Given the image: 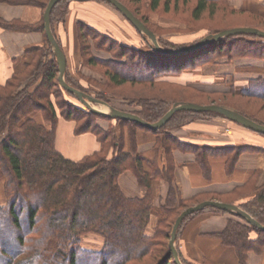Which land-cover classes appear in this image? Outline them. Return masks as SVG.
<instances>
[{
	"label": "trees",
	"instance_id": "trees-1",
	"mask_svg": "<svg viewBox=\"0 0 264 264\" xmlns=\"http://www.w3.org/2000/svg\"><path fill=\"white\" fill-rule=\"evenodd\" d=\"M49 1L0 0L10 5L40 7L43 15L38 24L28 25L15 20L8 22L0 18V28L12 31L25 28L40 31L46 42L44 47L28 51V54L34 55V59L26 63L23 73L15 74L5 85H0V136L6 135L0 143V182H5L6 197V205H0V264H177L170 248L175 222L185 209L206 200L238 205L264 225V185L255 187V176L226 197L206 194L192 200H182L173 185L176 170L173 151L176 149L194 153L206 176L211 172V159L220 156L225 158L227 170L231 173L235 170L240 155L245 151L254 150L245 146H187L168 133L169 130L201 119L225 118L224 116L217 113L181 111L163 128L151 130L135 122L99 115L69 100L56 102L60 108L58 112L56 103L52 101L53 93L60 92L61 97L63 94L77 97L65 90L59 81V65L45 30L44 13ZM73 1L75 0L60 1L52 12V28L58 41L56 25L66 21ZM91 1L114 7L104 0ZM120 1L157 36L150 22L140 15L139 11ZM136 2L139 3V0ZM179 2L180 0L148 1L152 11L163 9L174 13L179 12ZM228 2L229 0H196L191 19L200 22L206 12L213 14L221 8L233 17L245 16L264 23V16L249 10H237ZM183 3L189 5L191 0H183ZM130 24L132 25L131 22ZM235 27H256L264 30L262 25L235 24L213 29L210 34ZM137 32L142 34L138 30ZM143 36L148 41L149 38ZM90 37L94 41H100L101 46L110 43L109 50L119 53L114 60H100L89 56L84 61L89 66L101 65L106 68L104 75L108 88L119 89L125 85H138L151 89L143 95L124 97L132 107L126 111L155 123L175 104L215 103L264 124V119L255 113L230 103L218 102L214 98L208 103L193 99V96L210 98L221 95L264 101V79L251 80L249 87L239 92L231 85L229 93L221 94L202 91L183 80L191 74L199 73L205 66L217 63L218 60H264V38L251 34L228 37L202 50L173 56L157 51L150 43L149 50L145 52L135 48L127 49L124 41L115 34H106L96 28L80 25L79 40L84 44L83 58L91 55L90 51L86 50L87 39ZM157 38L161 45L169 50H180L189 46L179 44L175 40ZM124 57L127 58L126 62L118 60ZM66 81L70 86L94 98L111 103L104 94L96 93L93 89L86 90L88 86L76 85L67 77ZM157 86L162 87L155 93ZM165 87L185 94L164 93ZM60 116L77 124V135H95L101 143L100 151L80 161L64 157L56 148V130ZM97 119L113 121L116 125L104 130L97 124ZM139 130L156 135L157 150L164 148L166 157L161 169L157 167L158 159L147 161L144 156L138 154ZM127 139L130 140L131 151L126 150ZM148 165L152 167V171L147 169ZM126 171L134 172L140 184L148 189L144 198L125 196L119 184V177ZM158 179H165L171 184L166 203L160 208L154 205L151 191L152 183ZM242 197H247L248 201L240 203ZM27 200L32 203L24 205ZM209 211L228 213L209 208L187 217L179 229L178 240L183 228L191 219ZM11 233H17L14 248L5 247L4 243H1L6 235ZM90 234L103 238L104 243L100 251L82 246V238ZM216 237L225 246L236 250L240 264H248L250 252H264V231L239 220H230L225 231ZM181 259L184 264H188ZM201 264L211 263L205 261Z\"/></svg>",
	"mask_w": 264,
	"mask_h": 264
},
{
	"label": "crops",
	"instance_id": "crops-1",
	"mask_svg": "<svg viewBox=\"0 0 264 264\" xmlns=\"http://www.w3.org/2000/svg\"><path fill=\"white\" fill-rule=\"evenodd\" d=\"M232 2L238 9L244 7L246 10L256 11L258 9L254 5H257L264 10V0H232ZM42 15V9L38 6L10 5L0 2V18L8 22L15 20L36 25L41 21ZM117 17L120 18L119 14L104 3L91 0L72 2L67 20L55 28L67 60L65 78L76 77L80 80V76L89 77L88 75L92 74L89 66L84 65L82 51H80L79 26L86 25L103 33L119 36L121 33L117 25ZM45 45L44 35L40 31H32L28 28L13 31L0 28V85H5L15 74L26 70V63L34 59V55L28 54L30 49ZM246 68L253 70L256 76H260L264 64L262 61L250 58H241L231 63L228 60H221L216 65L206 66L195 76L191 75L193 77L185 82L205 92L229 93L231 90L228 84L229 79H241L238 75L244 73ZM240 81L242 82L235 84L237 92L249 87L243 80ZM80 86L87 87L85 84ZM122 108L120 110H127L125 107ZM97 124L104 130H109L116 125L115 122L104 119L99 120ZM76 126L75 122L60 116L56 130V148L67 159L80 161L100 151L101 143L91 133L77 135ZM168 133L187 146L202 148L245 146L254 149L240 155L238 164L231 173L227 170L225 158L220 156L211 159L209 176L204 174L194 153L181 149L174 150L176 170L173 185L177 188L182 200H192L206 194L226 197L236 188L247 184L253 176L256 179L255 187L264 185V136L220 117L201 119L184 127L169 130ZM157 142V136L153 133L138 131V154L144 156L147 161L158 159L157 167L161 169L165 164L166 153L163 147L157 150ZM126 150L131 151L129 139L126 142ZM146 167L149 171L153 170L150 165ZM119 184L128 198H144L148 193V189L140 184L132 171L122 173ZM170 188L171 184L165 179H158L152 183L151 191L156 208L165 205ZM247 201V197L240 199L242 204ZM233 219L243 222L231 213L214 211L205 212L191 219L183 228L177 241L181 258L188 264H201L205 261L211 264H240L236 250L225 246L216 237L225 231L229 221ZM95 236L97 243L103 244L104 240ZM248 264H264V252L262 254L250 252Z\"/></svg>",
	"mask_w": 264,
	"mask_h": 264
},
{
	"label": "rangeland",
	"instance_id": "rangeland-1",
	"mask_svg": "<svg viewBox=\"0 0 264 264\" xmlns=\"http://www.w3.org/2000/svg\"><path fill=\"white\" fill-rule=\"evenodd\" d=\"M122 1L127 3L134 10L139 11L140 15L145 17L147 19V21L150 22V25L155 29V31L157 33V37L164 39V40H169V41L175 40L179 44H188L189 46H190V44L193 45V43L195 44V42L197 43V41L199 42L203 38L207 37L205 35L210 34L211 30L216 29V28H225V27L235 25V24L262 25V26H264V23H262L260 21H256L254 19H249L248 17H245V16L241 17V18L235 17V16L233 17L230 15L229 12L224 11L221 8H220L221 10L219 9L213 14L206 12V14H204L203 18L200 20V22H194L191 19V13H192V8L196 4V0H191V3L189 5L184 4L183 0H180V2L178 3L180 6L178 13L167 12L166 10H163V9H158L157 11H152L149 7V3H148L149 0H139V3H137L136 0H122ZM173 2H174V0H173ZM228 3L230 6L234 7L237 10H246V9H244V7L243 8L241 7L239 9L236 8L234 6L232 0H229ZM173 4L174 3H172V5ZM108 6L110 8H112L113 10H115L119 14V17L123 20L122 21L118 17L116 19V21H118L117 25L119 26V30L121 33V35H119V36L117 35V38L122 39L124 41L123 43H125V46H126L125 48H127V49L135 48L139 51H144V52L149 50V46H148L149 44L148 43L153 44L152 41L150 39H148V41H146L144 39V36L142 34L140 35L137 32V30L130 24V22L126 19V17L122 13H120L118 10H116L114 7H112L110 5H108ZM254 6H256V9H258V10H256V11L251 10V12L264 16V10H261V8H259L257 5H254ZM66 20H67V18H66ZM119 22L122 24H120ZM58 24H61V23H58ZM230 29H232V28H230ZM226 30H228V29H226ZM210 35H212V34H210ZM92 37L87 39V47H86V50L88 49L90 51L91 55H87L86 57H84L83 61H85V58L88 59L89 56H92L94 58H98L100 56L99 57L100 60H114V59H116V57L119 53L117 51L109 50V44L110 43H108L104 46H101V45H99L100 41H94L92 39ZM122 37L126 38V40ZM160 45H161V43H160ZM79 47H80V51H82L84 44H82L81 40L79 41ZM250 59L262 61L264 64L263 59H256V58H250ZM118 60L122 61V62H126L127 58L124 57V58H120ZM223 60H228V59H223ZM220 61L221 60H218L217 63H219ZM217 63L210 64V65L213 66V65H216ZM87 66H89V65H87ZM89 68L92 71V74L88 75L89 77L80 76L79 78L82 81L78 80L76 77H70L68 79L76 85H79V83L87 85L88 88L86 90L93 89L96 93L99 92V93L104 94L107 97V101H110L111 102V103L109 102L110 105L113 106L114 108L121 109L122 107H125V109L131 110L132 107L129 106L128 102L124 99V97L143 95V93H147V92L151 91V89H149V88L145 89V88H143V86H138V85L137 86L125 85L119 89L118 88H108L106 86V80L107 79L104 75L106 68L101 66V65L89 66ZM191 75L195 76L196 74H191ZM261 75L256 76V74H254L253 70H249L246 68L244 70V73H240V75H238V77H241V79L239 78V80H238V78L237 79L231 78V79H229L228 84H229V86L234 85V88H235V84L242 82L240 80H243V82L250 85L251 80H257L260 78L264 79V68H263ZM193 76H189L188 78H191ZM232 77H233V75H232ZM188 78L187 77L183 78V80L187 81V80H189ZM161 87L162 86H157L156 89H154L155 93H157ZM170 92L176 93V94H185L184 92L177 91V90L172 91L169 87L164 88V93H170ZM58 94L57 93L52 94L51 97H52L53 102L56 103L59 101L62 102L63 100H69L70 102H74V103L78 104L79 106L86 107L77 98L71 97V96L66 95V94H63V96L61 97L60 92H58ZM190 96H192V95H190ZM212 98L216 99V101H218V102H227V103H230L236 107L251 111L252 113H255L256 115H258L259 117L264 119V101L259 100V99L256 100V99H248V98L223 97L221 95H218L215 97H210V98L205 97V96H202V97L193 96V99H195L196 101H198L200 103L211 102ZM56 106H57L58 112H60V108L57 105V103H56ZM92 106L98 110L109 112V109L107 107L103 106V104H92ZM99 120H103V119H97L96 122H98ZM5 138H6L5 134L0 136V143ZM252 151H254V150H252ZM4 184H5V182H0V205H3V206L6 205ZM30 202L31 201L27 200V202H24L23 204L24 205L30 204ZM243 222L247 223L245 220ZM24 225L25 226L27 225V221H26L25 217H24ZM16 236H17V233H15V234L11 233V235H6L5 239L2 240L1 243H4L5 247L8 246L9 248H14V247H16V244H15ZM95 239L97 240V237L95 235L85 236L82 238L81 244L86 249H90V250H94V251H100L103 247V244H100V243L98 244ZM103 243H104V241H103ZM4 259L6 260L7 258H4Z\"/></svg>",
	"mask_w": 264,
	"mask_h": 264
},
{
	"label": "water",
	"instance_id": "water-1",
	"mask_svg": "<svg viewBox=\"0 0 264 264\" xmlns=\"http://www.w3.org/2000/svg\"><path fill=\"white\" fill-rule=\"evenodd\" d=\"M62 0H50L48 3V6L44 13V21H45V30L48 37V40L53 48V51L55 53L58 65H59V81L61 86L70 92L71 94L75 95L87 108H89L91 111L107 116L113 119H119V120H125V121H131L135 122L145 128L151 129V130H158L163 128L170 120L171 118L178 112L181 111H189V112H196V113H217L228 120L235 122L237 124L242 125L243 127L252 130L254 132H257L259 134H264V124H261L251 118L246 117L242 113L224 107L222 105L218 104H195V103H178L175 104L165 115L164 117L155 123H150L144 119H142L140 116L133 114L129 111L120 110L117 108H114L110 104L101 101L97 98H94L90 96L89 94H86L72 86H70L65 78L66 69H67V60L65 53L57 40L51 23V16L54 8L56 5ZM75 1H87V0H75ZM110 4H112L120 13H122L128 21L132 23V25L143 35L147 36L153 43L155 49L163 54L167 55H173V56H181L190 54L199 50L204 49L205 47L214 44L215 42H218L224 38L228 37H234V36H240L245 34H251L256 35L260 38H264V30L256 28V27H236L228 30H224L217 34L209 35L199 42L190 45L188 47H185L180 50H169L166 48H163L159 41L157 36L154 32H152L144 22H142L124 3H122L120 0H104ZM92 104H103L108 107L109 112H105L102 110H98L92 106ZM209 208H216L219 210L226 211L231 214H235L238 217L245 220L248 224L251 226H254L262 231H264V225L260 223L258 220H256L253 216H251L248 212H246L244 209H242L240 206L230 203H225L218 200H206L204 202H201L197 205L188 207L185 209L180 216L177 218L175 225L173 227L171 241H170V248L172 250L175 262L177 264H184L178 247H177V240H178V233L181 225L183 224L184 220L197 213L204 210H207Z\"/></svg>",
	"mask_w": 264,
	"mask_h": 264
},
{
	"label": "bare ground",
	"instance_id": "bare-ground-1",
	"mask_svg": "<svg viewBox=\"0 0 264 264\" xmlns=\"http://www.w3.org/2000/svg\"><path fill=\"white\" fill-rule=\"evenodd\" d=\"M103 106H105V105H103ZM105 107H107V106H105ZM108 108V107H107ZM106 112V111H105Z\"/></svg>",
	"mask_w": 264,
	"mask_h": 264
}]
</instances>
